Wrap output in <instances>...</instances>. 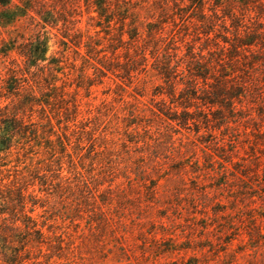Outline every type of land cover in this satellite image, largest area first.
I'll return each mask as SVG.
<instances>
[{
    "label": "rangeland",
    "instance_id": "374dc122",
    "mask_svg": "<svg viewBox=\"0 0 264 264\" xmlns=\"http://www.w3.org/2000/svg\"><path fill=\"white\" fill-rule=\"evenodd\" d=\"M13 1L30 10L0 25V110L21 107L25 91L11 95L5 86L25 66L19 50L38 31L49 37L47 56L61 60L57 85L68 92L65 115L52 98L45 111L35 106L25 117L32 113L39 131L52 118L71 141L66 153L52 157L44 146L21 144L0 153V188L16 184L48 196L47 212H37L42 221L54 214L50 225L64 236L61 260L48 262L46 248L39 260L264 264V0H107L110 22L94 0ZM50 71L40 73L41 90L30 77L42 100ZM149 107L189 111V123L170 124ZM98 121L104 131L96 136L109 141L97 143L112 148L113 160L94 166L108 182L90 192V148L80 141L85 124ZM134 122L152 126L125 130ZM51 175L52 195H45L41 179Z\"/></svg>",
    "mask_w": 264,
    "mask_h": 264
},
{
    "label": "trees",
    "instance_id": "16d2710c",
    "mask_svg": "<svg viewBox=\"0 0 264 264\" xmlns=\"http://www.w3.org/2000/svg\"><path fill=\"white\" fill-rule=\"evenodd\" d=\"M94 3L97 6L99 15L105 16L108 9L107 0H94ZM29 10L30 7L24 4L20 5L15 3L13 0H0V25L5 23L10 25L14 23L22 17H25ZM106 18H108L107 22L111 21L108 15H106ZM48 49L49 37L41 31H38L29 39L24 47L19 50L20 56L24 58L25 66L23 68L18 66V71H15V75L12 74L9 79H7V85L5 88L11 95L17 94L20 96L21 91H25V93L21 95V107H19L18 110L10 112L8 109L9 103L4 106L3 110H0V153H8L18 144H21L23 148L44 146L46 151H48L52 157L56 156L58 152L63 154L67 152L66 145H70L71 141L68 138L66 139L65 134L60 135L57 132L58 130H56L52 118L48 115L46 116L47 120L44 127H48V129L43 131L38 130L37 122L34 117H32V113L27 115L28 119L25 120L27 110L33 112L35 106H40L42 107V110L45 111V108L51 105L52 101L50 100H52V98L53 101L60 103L59 109L64 108V115L69 110L68 102L65 99V95H67L68 92L65 91V89L61 91L60 86L57 85L59 80L58 74H60L63 69L60 63L61 60L55 57H48ZM33 66H35L36 70H32ZM47 68H50L51 71L48 72L46 78H44L45 85L43 86H47L49 92L41 93L43 97H46V99L42 100L36 94L35 85L31 83L30 77H35L34 80L36 81L32 80L36 82V86H39L38 88L41 90V83L37 80L41 77L40 73H44ZM100 71L104 74L102 76H105L106 73H104L102 69ZM84 74L85 76H88L87 72ZM131 74L132 72L130 71L128 73V78L134 79V75ZM159 74L161 76L162 74L167 76V73L165 72H159ZM15 79H17V81L13 83ZM94 84L95 83H91L89 88ZM7 98L10 97L7 96ZM74 106L75 115L72 120L76 122L79 108L78 104H74ZM154 108L149 107L154 115H159V112L164 114L167 121H170V124L172 122H177L184 126L189 123V116H191L189 111L184 110V113L181 115L178 113V110L173 107H169V111L166 112L162 107H156V110L158 111ZM20 111L23 112L22 115H19ZM139 115V113H135V115L132 113L131 116L137 118ZM57 116L56 122L59 128H61L63 120L59 111ZM65 118L66 116H64L63 119ZM67 121H70V119ZM102 122L104 124V121H98L94 126H88L85 124L84 130L86 131V136L80 141V145L82 144L83 146H88V148H90L88 156L86 157L88 158L89 166H91L92 169L88 170L87 173L91 179L97 181V183H95L96 181L92 182L89 179L84 181L85 187L90 192L92 191L91 185H95L94 188L99 192L101 191V186H104L105 182H108L104 179L106 175H102L104 173L97 171L94 166H103L102 164L105 159H108L109 161L113 160L112 148H109L105 143L104 145L97 143L99 138L105 142L109 141L106 134L96 136L95 131L104 128ZM141 126H143L145 131H149V127H151L152 124L146 123L143 125L141 122L129 123L126 125L125 130L139 131ZM64 127L69 129V124L66 123ZM63 136L64 139L62 140ZM128 141L131 144L136 143L134 139H128ZM46 166L50 168L49 165ZM109 169L112 170V168ZM51 176L41 179L39 190L45 195H52L49 186L53 185V177L55 178V176ZM56 178L59 177L56 176ZM61 185L62 183H60L59 186ZM4 187L5 185L3 188ZM3 188H0V257L2 262L5 264H28V262L32 260L33 264H43L44 262L40 261L39 258L42 255L44 248L51 252H49L51 256L49 255L50 258H48V262L52 261V259H55V262L61 260L64 257L63 253L61 254L65 249L64 236L62 233L59 234L51 227L52 225H50L51 222L56 220L55 215L53 214V216L50 215L49 217H44V220L42 221L40 218H42L44 214L37 212L38 208L47 212L46 209H48L47 204L49 201L48 196L42 200L37 194H34L33 192L27 193L26 188L16 184H13V190L11 191H7ZM110 189L111 188L107 187L103 192L107 193V190ZM60 192H62V189ZM92 197L95 198L94 195ZM108 202L106 200L102 201L103 204ZM94 222H97V220H94ZM34 248L38 250L39 255L31 257V252ZM47 254L48 253L44 252L42 256H46Z\"/></svg>",
    "mask_w": 264,
    "mask_h": 264
}]
</instances>
